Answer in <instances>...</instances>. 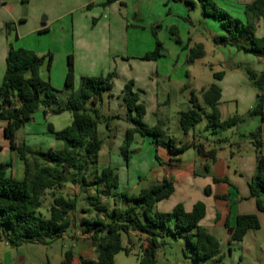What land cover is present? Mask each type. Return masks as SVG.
Segmentation results:
<instances>
[{
  "label": "trees",
  "instance_id": "1",
  "mask_svg": "<svg viewBox=\"0 0 264 264\" xmlns=\"http://www.w3.org/2000/svg\"><path fill=\"white\" fill-rule=\"evenodd\" d=\"M176 1H183L191 7L196 4L194 0ZM197 1L202 14L217 21L221 29L222 33L212 39L214 46H227L256 57L264 56V38L255 36L256 22L264 14V0L246 1L242 7V17L232 16L227 10L218 8L213 0ZM114 2L123 4L121 0H105L103 5L109 6ZM157 27L151 28L155 46L142 56L145 60H157L163 55L164 48L157 37ZM170 33L175 42L181 45L174 28H170ZM182 49L188 51L186 63H192L204 55L200 43L189 47L188 40ZM51 61V55L39 56L31 50L12 47L4 60L0 83V122H5L2 135L8 143V149L14 151L22 161L24 177L22 180L15 179L10 173L11 161H0L1 237L13 248L27 242L46 244L49 240L61 238L74 225L73 212L77 207V197L65 198L53 194L47 217L41 215L38 209L46 191L54 193L70 183L82 189L94 190V195L85 197L87 206L93 209V216L82 217L79 225L90 239L96 256L94 259L79 257L78 264H113L114 256L119 251L129 255L135 247H138L135 253L138 264H155L157 250L163 246L161 238L164 234L183 239L193 259L220 262L223 256L219 240L200 224L205 217L203 202L196 201L190 210H186L182 203H177L171 211L160 212L156 209L157 203L168 199L174 191L171 181L163 179L151 183L141 188L137 195L130 196L116 192L118 176L114 168H95L101 149V141L96 132L99 122L110 127L112 119H122L129 125L124 131L120 150L126 160L135 135L151 136L155 147L165 146L171 156L190 145L177 146L172 137L162 140L157 126L144 121L146 107L139 95L143 90H135L131 79L120 89L125 108L124 117L118 114L104 115L100 107L104 98L113 95V79L116 76L113 70L106 75L83 77L77 94H73L74 67L71 55L67 56L64 76L66 97L61 102L59 94L62 90L54 88L39 74L40 67L44 63L49 67ZM245 73L250 84L259 92L257 102L248 116L259 117L264 122V71L258 75L245 67ZM212 75L218 80L223 73ZM220 94V88L215 83L201 90V99L209 110L206 112L196 103L194 91L190 92V106L179 112V126L184 135L200 122L204 114L207 116L204 128L212 133L234 127L243 120L239 115H233L227 120L221 119L217 107ZM39 108L45 117L59 115L64 111L71 113L70 124L60 130H54L51 123L47 124V132L62 143L60 149L31 150L16 145L15 131L25 120H30ZM259 134V127L250 133L254 140L256 161L248 189L257 210L264 214V155L260 150ZM195 147L202 153L201 145ZM214 154V151H209L204 155L212 162L215 160ZM155 159L159 161L157 155ZM103 198L112 199L113 205L109 207L104 204ZM81 210L83 213L88 212L87 209ZM224 225L227 227L226 223ZM258 228L259 221L255 214H239L235 226L229 229L228 242L240 241L248 230ZM72 258V252L66 251L61 264H71Z\"/></svg>",
  "mask_w": 264,
  "mask_h": 264
},
{
  "label": "crops",
  "instance_id": "2",
  "mask_svg": "<svg viewBox=\"0 0 264 264\" xmlns=\"http://www.w3.org/2000/svg\"><path fill=\"white\" fill-rule=\"evenodd\" d=\"M104 1L88 0L77 5L76 0H0V81L4 73V60L10 47L28 49L39 56L51 55L52 61L50 66L47 67L46 63H44L39 69V74L44 79L42 74L45 72L48 78L46 80L56 89L64 87L67 56L71 55L74 67L73 94H77L80 81L83 77L106 75L113 70L116 72L118 78L119 74H121L120 72L127 71L124 79L122 82H119L118 86L114 85L118 82V79H113V95L110 98H104L100 107L102 113L104 115L118 114L124 117L125 108L123 104L121 105L120 89L126 81L131 79L134 81V89L143 90V93H139V95L140 100L143 101L146 107L144 121L149 125L157 126L162 140L172 137L176 140L177 146L181 144L190 145L188 148L172 156L165 146L158 145L156 147L155 151L159 161L152 168L151 174L154 177L152 183L159 182L157 180L158 172L163 171V179L171 181L174 185L172 195L168 199L157 203L156 209L160 212H169L175 204L182 203L186 210H190L196 201L203 202L205 205V217L201 220L200 224L209 233L213 234L219 242L221 238L228 241V237H230L229 229L235 226L236 218L239 214H255L259 221L258 229H264V214L257 210L254 198L250 196L248 189V184L254 176L256 161L254 140L250 136V133L256 130V128H260V150L264 155V122L261 121L253 129L245 130L240 127V132L234 139H226L220 135L216 141H210L198 137L199 135L196 136L194 133L195 127L184 135L179 126V112L186 110L190 105L186 104V102H181V107L176 112L171 110V79L170 76L159 73L157 68V61L164 55L157 60H145L142 56L130 58L125 57L124 54H121L119 57L114 56L111 49L112 32L115 31L121 35L119 39L122 40L123 32L131 24L127 20L126 0H121L122 5L119 2H114L109 6H104ZM231 1L232 7L230 9L236 12L238 17H242L243 5L246 1L250 2L251 0ZM223 5L228 7L229 0H224ZM90 6H94V8L102 6L103 11L95 25L100 30L96 35L93 31L92 35L85 36L77 45V34L81 26L78 25L77 19L74 18V13L77 10ZM225 10H228V8ZM116 14L117 18L114 17ZM99 22H101L100 25H98ZM217 33L220 34L221 29L219 32H216V35ZM255 36L257 38H264V14L256 22ZM196 43L202 44L205 55V44L202 42ZM208 44L213 53L226 55L227 46H214L211 42H208ZM227 48H229L227 52L234 56V60L230 63V72L225 71L223 60L218 58L217 63L212 65V70L213 73L222 72L223 76L221 79H214V82H210V84L215 83L220 88L221 94L217 107L221 119L225 120L228 119L227 117L230 114H227L228 108H223L224 103H233L241 115L246 114L248 116V112L255 102H257L259 92L250 84L251 82L245 73V67L253 70L258 75L264 71V56H255L259 58L258 62L257 59L253 60L250 57L253 55L237 51L231 47ZM55 52L57 56H55ZM252 61L257 63V65L251 66ZM60 62L63 64L61 67ZM54 64L59 65L57 82H52L51 80ZM242 68H244V71ZM209 85L200 88H190L187 83L184 84L182 82L180 88L188 89L189 94L191 91L200 93L202 89L207 88ZM189 98L190 96L187 98L188 102ZM198 99H201V96L196 99L197 104ZM64 114H67L66 118H71V113L68 111H64L59 115ZM240 114L239 116L243 120L234 127L238 128L239 124L245 121L244 116ZM59 115H50L47 118L52 120L54 116ZM256 118L254 117L253 119L256 120ZM111 123L117 125L119 133H124L125 129L129 127L122 119L111 120ZM4 126L5 122H0V132ZM111 127L112 125L107 128L111 130ZM175 127L178 128V136L173 135ZM18 130L15 131L17 146L23 145L25 148L31 150L44 149L42 146L34 145L33 141L29 140L27 136H19ZM54 130L58 129L54 128ZM48 136L45 147L48 145L51 149H60L62 147L60 141L55 142L51 134ZM230 140H232L231 143H229ZM196 145H201L202 153L198 152L195 147ZM6 148L8 149V145ZM228 148H231L229 157L225 154ZM0 150H4V146L0 145ZM209 151H214L215 153V160L212 162L207 155H204ZM8 152L11 160L7 161H11L12 164L10 173L15 179L22 180L24 177L23 163L14 151L9 150ZM14 154L16 155L15 160H13ZM213 179L220 181L215 182ZM225 223L227 227H225ZM250 231L248 230L246 235ZM68 232H70L69 239L82 238L87 241L88 247L85 250L86 252L93 248L87 234L83 233L82 228L79 229L77 220H74V225L70 227ZM68 232L61 238H66ZM80 232L82 233L81 237H78ZM242 240L243 238L240 241ZM233 242L238 241L228 243ZM2 243L5 246H9L0 233V259L3 256L6 258L8 256L11 257V249L13 247H10L11 249L9 250L7 248L4 249L1 247ZM161 249L157 250L155 264H175L160 253ZM0 264H4L2 260ZM74 264H78V261Z\"/></svg>",
  "mask_w": 264,
  "mask_h": 264
},
{
  "label": "rangeland",
  "instance_id": "3",
  "mask_svg": "<svg viewBox=\"0 0 264 264\" xmlns=\"http://www.w3.org/2000/svg\"><path fill=\"white\" fill-rule=\"evenodd\" d=\"M86 1L88 0H76V4L78 5ZM194 1L197 6L191 7L183 3V1L180 2L176 0H126L127 20L132 26L130 25L126 31L123 32L122 40L119 39L121 35L115 31L112 32L111 36V49L114 56L119 57L121 54L130 58L144 56L146 53L153 50L155 46V40L150 30L152 27L158 25L156 28L157 37L163 45L164 56L157 61V68L159 73L170 76L171 110L174 112L181 107V102H186V104L190 105V102L187 101V98L190 96L188 89L180 88L182 82H184V84L187 83L190 88L205 87L209 85L210 82L215 81L212 75V65L217 63L218 58L223 60L222 62L225 65L226 72H230V63L234 60V56L227 52L229 49L227 47L226 55L212 52L208 42L213 43L212 39L214 34L216 36V32L220 30L219 24L213 18L203 15L198 1ZM213 1L218 8L224 10L228 8L227 11L232 16H237V13L230 9L232 7L231 2L234 1L229 0L228 7L223 5L224 0ZM101 7L94 8V6H90L75 11L74 18L77 19L78 25L81 26L77 34V45L85 36L92 35L93 31L96 35L100 30L98 26L95 25L103 11ZM114 17L117 18V14ZM100 24L101 22H99L98 25ZM171 27L177 32L181 40V45L177 44L173 35H171ZM188 40L189 47L197 44L196 42L205 44L206 54L203 58H199L192 63H186L188 51L183 50L182 46L188 43ZM55 56H57L56 52ZM250 57H252L253 60H259V58L255 56ZM61 65L63 66L60 62V67ZM250 65L254 67L257 63L252 61ZM58 67L59 65L54 64V70L51 73L52 82H57ZM242 70L244 71V68H242ZM126 72H120L121 74H119L118 78L117 76L114 77V79H118V82L114 85L118 86L120 84L119 82H122ZM44 74H42L44 80L48 79L46 74ZM63 88L61 87V89H58L62 90L59 94V100L61 102L64 101L66 97ZM195 95L197 98L201 96L199 92L195 93ZM122 104L123 102L121 101V105ZM198 104L202 110L209 112L201 99H198ZM224 107L228 108L227 114H230L227 118H230L234 114H240L233 103H224L223 108ZM66 115L67 114L54 116L51 120L43 116L42 110L39 108L31 115V119L19 128L18 135L23 137L27 136L29 140L33 141L34 145L42 146V148H44L43 150L46 151L50 148L48 147L49 145L45 147L49 137L47 124L52 122L54 128L60 130L71 122V118H66ZM241 116H244L245 121L241 122L238 128L231 127L229 129L218 130L217 133H212L210 130H205L204 128L207 122V116L204 114L200 122L195 126L194 133L196 136L199 135L198 137L210 141H216L220 135L226 139H234L240 132V127L245 130L250 128L253 129L261 122L259 117L255 120L253 119L254 117L246 116V114ZM249 124H251V126H249ZM177 130L178 128L175 127L173 135L178 136ZM96 132L101 141V149L98 153L95 168L100 170L103 167L111 166L115 169L118 176L117 193H126L130 196L137 195L141 188L152 183L154 177L151 172L152 168L157 164V160L155 159L157 153L151 136L137 135L129 147V156L126 160L120 151L124 133L118 132V127L115 123L112 124L111 130H109L104 123L99 122ZM54 141L57 142V140ZM231 141L232 140H230L229 143H231ZM6 143L7 141L3 138L1 131L0 145L4 146V150H0V161L11 160L9 157V150L6 148L8 143L7 145ZM230 151L231 148L226 149L225 154L227 157L230 156ZM15 159L16 155L14 154L13 160ZM53 194L61 195L65 198L77 197L78 202L73 217L74 220H77L78 225L82 217L93 216V209L89 208L85 202V197L87 195H94L92 188L82 189L78 185H72L70 183H66L62 189L56 190L54 193L51 191L45 192L42 205L38 209L41 215L45 217L48 216V207L52 202ZM102 202L109 207L113 205V200L110 198H103ZM81 209H87L88 212L83 213ZM80 228L82 227L79 225V229ZM81 234L80 232L78 237H81ZM66 236V238L50 240V242L46 244L27 242L13 249L2 243L1 247L4 249L7 248L8 250L11 249L12 254L11 257L8 256L7 258L3 256L0 262L2 260L4 264H61L66 251L72 252L73 264L78 261L79 257L95 258L96 254L93 248L91 250L89 249L90 251H85L88 247L86 240L82 238L69 239L70 232H68ZM161 240L163 246L161 247L160 253L172 260L175 264H264V229L251 230L242 241L230 244L227 240L221 238L220 250L223 257L222 260L217 263H215L213 259L206 261L193 259L191 257L190 248H188L185 241L181 238H174L170 234H164ZM137 249L138 247H135L134 251L129 255L124 254L123 251H119L114 256L113 264H138L135 254L138 252Z\"/></svg>",
  "mask_w": 264,
  "mask_h": 264
},
{
  "label": "water",
  "instance_id": "4",
  "mask_svg": "<svg viewBox=\"0 0 264 264\" xmlns=\"http://www.w3.org/2000/svg\"><path fill=\"white\" fill-rule=\"evenodd\" d=\"M25 122H27V120H25ZM157 180L159 182L163 180V171H159L158 172Z\"/></svg>",
  "mask_w": 264,
  "mask_h": 264
}]
</instances>
